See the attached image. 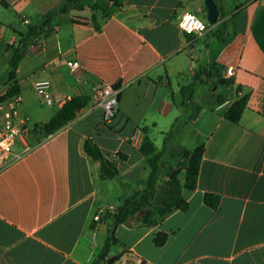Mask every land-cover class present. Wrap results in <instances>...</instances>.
Returning a JSON list of instances; mask_svg holds the SVG:
<instances>
[{
    "label": "crops",
    "instance_id": "obj_1",
    "mask_svg": "<svg viewBox=\"0 0 264 264\" xmlns=\"http://www.w3.org/2000/svg\"><path fill=\"white\" fill-rule=\"evenodd\" d=\"M64 1L0 0V74L23 21ZM213 1L221 12L201 36L184 33L178 21L193 13L207 25L204 0H93L100 10L69 8L50 18L52 32L41 33L39 45L27 49L11 82L20 114L29 118L26 129L34 134L67 96H86L88 103L53 133L39 129L42 138L0 173V264H92L109 225L93 216L116 209L120 194L142 187L150 172L140 150L146 138L154 153H162V178L178 169L181 182L183 151L203 145L196 187L182 190L185 210L152 226L137 220L141 212L119 224L115 243L97 264L118 260L127 248L140 264H264V0ZM230 17L229 39L219 46L212 32ZM65 61L80 67L71 71ZM210 66L211 74H200L202 83L193 87V106H177L171 96ZM228 66L234 74L223 87L226 100L208 105L210 83ZM39 79L50 82L51 106L32 88ZM101 82L119 90L117 112L105 124L90 98V87ZM7 87L0 85V95ZM243 95L245 108L231 122L223 113ZM197 103L203 105L190 117ZM181 116L186 122L171 145V127ZM136 130L137 144L129 139ZM86 139L116 165L119 179L99 176V164L83 151ZM20 151L18 142L13 153ZM204 193L219 196L216 209L204 204ZM158 232L168 233L160 247L153 243Z\"/></svg>",
    "mask_w": 264,
    "mask_h": 264
},
{
    "label": "trees",
    "instance_id": "obj_2",
    "mask_svg": "<svg viewBox=\"0 0 264 264\" xmlns=\"http://www.w3.org/2000/svg\"><path fill=\"white\" fill-rule=\"evenodd\" d=\"M85 6L90 7L92 10H100L101 8L96 5L93 0H65L56 8L50 10L44 15H40L36 18L29 20L24 28L18 32V39L13 45L8 46L12 49L11 58L8 61L7 68L0 74V85H7L6 91L0 95V100H5L15 94H18V89L15 84L11 83L18 68V65L23 58V55L27 49L40 38V34L44 36L52 32L49 27L50 18L57 12H65L69 8L80 9ZM218 10L221 12L220 8ZM94 22L95 27L98 28V23L94 21V16L91 18ZM232 17L226 21H222L217 30L213 31V35L218 40V45H224L230 34L227 29L232 27ZM212 25L207 23L206 26ZM214 69L210 66L209 69H200L194 76L193 81L189 84L182 86L176 95H172V101L179 107L193 106V87L196 82H201L199 75L205 73L209 76ZM232 83L231 78L224 76H218L214 81L210 83V88L207 89V98H209L208 105L221 104L226 100V96L222 91H217L218 87L228 86ZM216 86L215 91L212 87ZM247 95L236 98L232 103L225 109L223 116L231 122L237 123L240 115L245 108ZM88 97L86 96H73L68 99L44 124L35 127L41 129L44 134H51L54 131L60 129L66 125L69 121L73 120L75 116L87 105ZM203 104L197 103L194 105L195 110L189 113L190 117H193ZM185 116L179 117L173 123L171 132H176L178 128L186 122ZM141 152L148 156L147 162L150 168L149 175L142 181V187L134 190L129 196L119 195V206L110 211L106 212L100 220H108V237L92 264H97L107 254L109 247L115 243L116 238L114 236L115 228L119 224H128L130 218L141 212L137 218L138 221L144 226H152L158 223L170 212L179 209L185 210L188 203L182 196V190L186 189L193 191L196 187V180L199 170V164L201 156L204 150L203 145L195 147L191 151H183V158L185 159V177L181 182L178 178V169H174L166 178H162L163 175V164L161 162V152L154 153L151 142L146 138L141 146ZM83 151L93 161L99 164V176L101 178L119 179V171L116 165L107 159L99 149V147L91 140L86 139L83 143ZM122 190L126 188L125 183L120 182ZM203 202L212 210L216 209L219 203V196L211 193H204ZM168 238V233L158 232L153 238L155 246H162ZM115 258H112V262Z\"/></svg>",
    "mask_w": 264,
    "mask_h": 264
},
{
    "label": "built area",
    "instance_id": "obj_3",
    "mask_svg": "<svg viewBox=\"0 0 264 264\" xmlns=\"http://www.w3.org/2000/svg\"><path fill=\"white\" fill-rule=\"evenodd\" d=\"M186 20L187 23H185ZM27 22L28 20L23 21L24 24ZM178 27L184 33L193 36H201L206 31L205 23L193 13H184L178 21ZM39 43L40 42L37 41V43L31 46H37ZM53 63L58 64L59 60H54ZM64 63L71 71L80 67L77 61H65ZM233 74L234 70L230 66L224 71V77L226 78L232 77ZM32 88L46 105L51 106L53 104L50 82L48 80H35L32 84ZM118 94L119 90L115 84L101 82L90 87L92 106H99L102 109V124L111 121L115 116L118 108ZM68 99H70L69 96L65 98L66 101ZM19 103L20 98L18 94L6 98L5 100H0V173L33 148L24 135V132L27 131L26 125L28 124L29 118L20 114ZM129 139L131 142L137 144L139 132L136 130ZM18 142L21 144V151L14 154L13 147ZM103 212L104 210H99L98 213L93 216V220L99 221ZM140 263L141 261L134 256V252L130 248L125 249L118 260L112 263L104 262V264Z\"/></svg>",
    "mask_w": 264,
    "mask_h": 264
},
{
    "label": "rangeland",
    "instance_id": "obj_4",
    "mask_svg": "<svg viewBox=\"0 0 264 264\" xmlns=\"http://www.w3.org/2000/svg\"><path fill=\"white\" fill-rule=\"evenodd\" d=\"M224 7H225V9L227 10V9L229 8V3L224 4ZM223 87H224V86L218 87V88H217V91H223ZM208 88H210V85H209ZM215 88H216V86H215V87L213 86V87H212V90L215 91ZM206 92L208 93V91H206ZM200 99H202V100L204 99V98H203V95L201 96V98L199 97L197 101H201ZM182 126H183V125H181V126L178 128L177 132H175V133H171L172 135H171V137L168 139V140L170 141V144H171V145H173L172 143L175 142V141L177 140V136H176V135L179 133V130L181 129ZM38 130H39V129H36L35 132H34V134H33L32 132H29L28 130L24 132V135H25L26 139L30 142V144H33V143H35L36 141H39V140L42 138L43 133L39 132ZM30 133H31V134H30ZM39 134H40V135H39Z\"/></svg>",
    "mask_w": 264,
    "mask_h": 264
},
{
    "label": "water",
    "instance_id": "obj_5",
    "mask_svg": "<svg viewBox=\"0 0 264 264\" xmlns=\"http://www.w3.org/2000/svg\"><path fill=\"white\" fill-rule=\"evenodd\" d=\"M206 7V20L207 22L214 24L218 19V9L213 0H204ZM215 87V86H214ZM140 213V212H139Z\"/></svg>",
    "mask_w": 264,
    "mask_h": 264
},
{
    "label": "clouds",
    "instance_id": "obj_6",
    "mask_svg": "<svg viewBox=\"0 0 264 264\" xmlns=\"http://www.w3.org/2000/svg\"><path fill=\"white\" fill-rule=\"evenodd\" d=\"M185 23H187V20L185 21Z\"/></svg>",
    "mask_w": 264,
    "mask_h": 264
}]
</instances>
